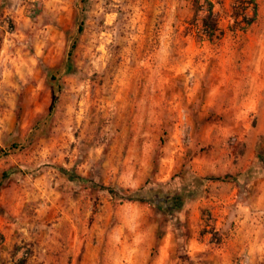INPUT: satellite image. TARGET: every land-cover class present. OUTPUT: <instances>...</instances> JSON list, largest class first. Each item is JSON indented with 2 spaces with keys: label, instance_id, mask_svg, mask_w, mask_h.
Listing matches in <instances>:
<instances>
[{
  "label": "rangeland",
  "instance_id": "rangeland-1",
  "mask_svg": "<svg viewBox=\"0 0 264 264\" xmlns=\"http://www.w3.org/2000/svg\"><path fill=\"white\" fill-rule=\"evenodd\" d=\"M241 1L0 0V264H264V0Z\"/></svg>",
  "mask_w": 264,
  "mask_h": 264
},
{
  "label": "trees",
  "instance_id": "trees-1",
  "mask_svg": "<svg viewBox=\"0 0 264 264\" xmlns=\"http://www.w3.org/2000/svg\"><path fill=\"white\" fill-rule=\"evenodd\" d=\"M238 3L242 4L241 0H237ZM253 7H252V16L251 17H244L242 18V21L246 25H251L256 17V9L255 5L252 1ZM206 17L202 20V34L204 37H206L208 40H212L217 37L216 33L219 32L218 29V23L215 15L213 14V3L206 1ZM82 31V23H78V32ZM237 178V175H232V174H224L222 176H211L206 178L209 181H215V182H230V181H235ZM98 188L102 191H107L112 197L119 199L121 202L122 201H131V202H150L146 198H141V197H136L133 198L130 195H122L119 193V191L106 187L104 185H98ZM168 201V200H167ZM171 206L174 208H180L183 205V196L181 194L174 195L171 200H170ZM1 239V237H0ZM21 262H23L21 260Z\"/></svg>",
  "mask_w": 264,
  "mask_h": 264
}]
</instances>
